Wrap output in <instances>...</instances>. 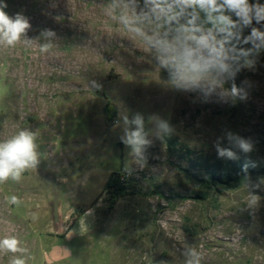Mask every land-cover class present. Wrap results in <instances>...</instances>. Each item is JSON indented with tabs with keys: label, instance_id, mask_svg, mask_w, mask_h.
I'll return each mask as SVG.
<instances>
[{
	"label": "rangeland",
	"instance_id": "rangeland-1",
	"mask_svg": "<svg viewBox=\"0 0 264 264\" xmlns=\"http://www.w3.org/2000/svg\"><path fill=\"white\" fill-rule=\"evenodd\" d=\"M0 2L30 25L15 45L0 38V143L28 131L37 153L0 182V240L20 242L0 247V264H264V178L205 189L162 141L264 169V49L221 87L186 89L112 18L111 0ZM137 116L139 153L127 143ZM112 173L131 194L103 193Z\"/></svg>",
	"mask_w": 264,
	"mask_h": 264
},
{
	"label": "clouds",
	"instance_id": "clouds-1",
	"mask_svg": "<svg viewBox=\"0 0 264 264\" xmlns=\"http://www.w3.org/2000/svg\"><path fill=\"white\" fill-rule=\"evenodd\" d=\"M6 7V3L0 2V38L12 46L30 25L19 13L10 16L4 10ZM109 11L128 35L154 54L172 81L186 89L221 87L226 81L234 80L241 68L252 67L254 61L248 57L264 49V31L252 27L253 22H264V4L259 0L255 3L249 0H111ZM246 28L251 31L245 36ZM248 44L250 48L241 46ZM242 93L243 89L232 83L230 94L244 98ZM133 122L137 129L128 134L127 143L139 153L140 146L146 143L142 120L137 116ZM238 143L243 151L251 150V145L244 140ZM220 155L232 157L233 153L220 150ZM36 162L34 135L19 132L0 143V182L10 177L19 180L21 173ZM10 202L18 204L19 200L13 196ZM255 203L253 196L250 204ZM19 243L15 237L5 238L0 240V247L16 252ZM14 264H23V261L17 259Z\"/></svg>",
	"mask_w": 264,
	"mask_h": 264
},
{
	"label": "trees",
	"instance_id": "trees-1",
	"mask_svg": "<svg viewBox=\"0 0 264 264\" xmlns=\"http://www.w3.org/2000/svg\"><path fill=\"white\" fill-rule=\"evenodd\" d=\"M242 63V60H241ZM162 141L166 152L171 156H177L185 165V168H176L186 174L192 175V172L204 176L198 181L203 188L211 189L216 186L228 187L240 183L248 178H264V169L257 170L252 166H244L239 162L221 160L210 161L201 155H195L194 152L178 142L170 135H163ZM131 180H128L123 173H112L106 180L103 193H107L112 198H120L131 194Z\"/></svg>",
	"mask_w": 264,
	"mask_h": 264
}]
</instances>
